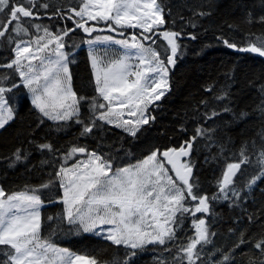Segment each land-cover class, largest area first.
I'll return each instance as SVG.
<instances>
[{
	"label": "trees",
	"instance_id": "16d2710c",
	"mask_svg": "<svg viewBox=\"0 0 264 264\" xmlns=\"http://www.w3.org/2000/svg\"><path fill=\"white\" fill-rule=\"evenodd\" d=\"M157 2L163 8L166 21L161 30L181 34L177 38L179 49L174 65L169 67L167 92L148 107L147 114L154 119L141 125L136 136L103 122H98L101 127L93 133L81 135L82 126L72 120H49L31 104L19 75L13 69L0 68V75L9 77L0 81V86L18 85L5 93L13 109V118L0 129V188L12 194L51 181V186L40 192L44 201L41 207L42 236L50 238L59 248L95 259L97 264H124L133 250L95 235L78 233L62 218L63 191L54 173L65 165L64 154L71 146H84L89 152L103 154L111 159L115 169L134 165L156 150L161 159L163 150L179 148L191 141L192 148L185 159L193 169L191 180L209 197L219 192L218 178L228 163L239 162L243 148L250 163L243 164L234 178L239 198L229 192L228 200L210 199V212L196 214L206 220L209 232L215 233L210 236L211 243L202 248L197 246L201 258L196 264H214L224 255L230 256L225 264H264V254L254 246L264 238V179L251 188L245 186L257 173L259 153L264 149V58L238 51L250 43L264 41V22L260 19L264 17V0ZM39 3H49L50 7L34 9L39 13V19L23 18L31 36L17 39L30 40L43 35V31L38 33L31 27L33 24L47 26L53 33L65 27L75 28L72 20L53 13L58 8L66 12L71 8L79 10L81 0H39ZM94 25L98 31L91 36L75 29L64 37V51L69 53L72 61L69 64L72 88L78 96L89 98L97 94L86 41L104 32L101 24ZM9 32L15 37L11 28ZM133 32L140 33L138 30ZM192 35L196 38L192 39ZM156 40L155 48L165 56V42L161 38ZM225 40L234 43L236 48H229ZM14 47L6 38H0V64L14 58ZM115 53L105 55L109 58ZM221 96L223 99H217ZM213 112L218 114L212 116ZM88 115L85 105L81 108V116L87 118ZM197 129L207 131L197 135ZM45 143L52 145L53 151L39 147ZM17 149L21 150L18 161L14 156ZM49 216L55 219L49 221ZM193 219L186 214L175 241L137 249V255L131 257L129 264H187L186 260L180 261L176 257L183 256L179 247L195 235ZM242 238L246 241L243 244L240 243ZM238 244L240 246L236 247Z\"/></svg>",
	"mask_w": 264,
	"mask_h": 264
},
{
	"label": "snow or ice",
	"instance_id": "6c2138e0",
	"mask_svg": "<svg viewBox=\"0 0 264 264\" xmlns=\"http://www.w3.org/2000/svg\"><path fill=\"white\" fill-rule=\"evenodd\" d=\"M38 6L48 9L50 4L39 3V0H0V16H3L0 20V38H6L15 45L14 58L0 64V68L13 69L19 75L23 87L31 94V104L43 117L52 121L72 120L82 126L81 135L93 133L94 129L101 127L98 122H103L136 136L141 125L154 119L147 114L148 107L165 95L169 66L174 65L179 49L177 38L181 34L161 30L166 23L161 5L157 0H81L79 10L71 8L66 12L58 8L53 13L72 20L75 28L65 27L53 33L47 26L33 24L31 27L38 33L43 31V35L27 41L17 39L31 36L23 18L39 19V13L34 12ZM260 19L264 22V17ZM88 21H103L109 31L117 32L120 36H124L122 29L142 30L124 39L98 35L87 41L89 45L112 43L128 50L123 56L107 62L90 52L97 94L91 98L78 96L73 90L69 71L72 61L69 53L64 51V37L75 29H81L89 36L98 31L95 25L87 26ZM10 28L15 37L9 32ZM160 37L170 49V54L166 52L164 58L155 47L144 43L151 41L155 44ZM191 38L196 37L192 35ZM224 43L229 48H236L234 43L227 40ZM49 50L50 54H45ZM239 50L264 57V41L250 43ZM133 59L136 61L134 64L131 63ZM6 79H9L7 75H0V81ZM16 87V83L10 87L0 86V128L13 118V109L5 93ZM85 105L89 115L82 118L81 108ZM125 111L130 119L123 118ZM217 114L213 112L211 115ZM205 131L197 129V135H203ZM39 147L53 151L48 143ZM191 148L192 142L186 141L178 149H167L160 153L163 159L158 157L156 150L135 165L114 169L111 159L103 154L89 152L84 146H71L70 151L64 154L65 163L77 153L84 154L86 159L75 162L71 168L61 165L54 173L59 186L64 189L62 218L75 226L78 232L89 233L99 229L96 234L106 232L105 239L133 250L124 261V264H129L131 257L137 255L135 250L175 241L177 230L183 224L185 215L189 214L195 218V235L179 247L183 256L176 259L196 264L201 258L197 246L202 248L211 243L210 236L215 235L209 232L206 220L196 217V214L210 212V199L228 200L229 192L239 198L234 178L243 164L250 163V159L242 148L239 162L228 163L218 178L219 192L209 197L191 180L192 166L181 160L189 155ZM14 156L17 161L20 160L21 150L17 149ZM258 164L257 173L249 178L246 187L251 188L258 180L264 179V149L259 153ZM166 165H171V168ZM169 172H173L175 177ZM51 184L50 181L38 188L12 194L0 188V257H3L0 264H97L95 259L75 255L42 236L41 207L44 201L40 192ZM47 219L53 221L55 218L49 216ZM245 242L243 238L240 241L241 244ZM254 246L264 254V238ZM229 260L230 256L224 255L214 264H225Z\"/></svg>",
	"mask_w": 264,
	"mask_h": 264
},
{
	"label": "rangeland",
	"instance_id": "374dc122",
	"mask_svg": "<svg viewBox=\"0 0 264 264\" xmlns=\"http://www.w3.org/2000/svg\"><path fill=\"white\" fill-rule=\"evenodd\" d=\"M79 19V18H78ZM85 19H87L86 17H85ZM94 24H101V26H102V29L104 30V32L102 31L101 33H99V34H96V35H93V37L92 38H90V39H93L94 37H96V36H101V37H103V36H114L115 37V39H124V38H128L131 34H129V32H133V31H136V30H138L139 32H141L142 30L141 29H131V28H128V29H122V31L124 32V35L126 36V37H122V36H120L117 32H111V31H109L108 29H107V27H106V25H105V23L103 22V21H100V22H97V21H88V24H87V26H92V25H94ZM163 28V26H161V29ZM105 32H109L108 34H105ZM155 38V37H154ZM28 40V39H27ZM27 40H25V41H27ZM89 40V39H88ZM87 40V41H88ZM87 41H86V50H87V52H88V56H89V60H90V65H91V58H90V52H92V53H95L98 57H101V58H104L105 59V61L107 62V61H111V60H113V59H117V58H119L120 56H123L128 50H126V49H123L120 45H116V44H112V43H103V44H100V43H98V44H94V45H89L88 43H87ZM146 45H150V46H152V47H155L154 45L155 44H157V40H156V43L155 44H152L151 43V41H145L144 42ZM167 48V54H169V49H168V47H166ZM157 49V48H156ZM159 51V50H158ZM109 52H111L112 54L114 53V52H116L114 55H112L111 57H109V58H107L106 57V53H109ZM45 54H50V50H49V52L48 53H45ZM42 55H44V54H42ZM161 57L162 58H164V56H162L161 55ZM25 63H26V61H25ZM34 63H38V62H36V61H34ZM131 63H136V61L133 59L132 61H131ZM91 69H92V67H91ZM92 72H93V69H92ZM168 75H169V72H168ZM168 75H167V83H168ZM94 76V75H93ZM134 78V77H133ZM20 79V78H19ZM20 82H21V80H20ZM21 84H22V82H21ZM23 85V84H22ZM167 90H168V88L167 89H165V93L167 92ZM27 92H28V89H27ZM28 96H29V99H30V102H31V94L28 92ZM101 102H103L102 100H101ZM156 102V101H155ZM154 102V103H155ZM114 103H118V102H114ZM151 105V104H150ZM149 105V106H150ZM45 118H47V117H45ZM124 119H130V117H128L127 116V112L125 111V115H124V117H123ZM48 119V118H47ZM112 125V124H111ZM114 126V125H113ZM1 129V128H0ZM159 157V156H158ZM146 158V157H145ZM86 159V156L84 155V154H79V153H77V154H75L73 157H71L70 159H68L67 160V162L65 163V167H68V168H71L72 166H73V164L75 163V162H77V161H83V160H85ZM138 163V162H137ZM137 163H135V164H137ZM134 164V165H135ZM169 175H172L170 172H169ZM62 191H63V193H64V189L62 188ZM74 228H75V230H76V227L75 226H73ZM105 227H110V226H105ZM77 231V230H76ZM78 232V231H77ZM97 232H99V229H97L96 230V232H89V233H85V234H91V235H95V236H98V237H100V238H102V239H105L104 238V236L107 234L106 232L105 233H103V234H96ZM78 233H82V234H84V232L83 231H79ZM105 240H107V239H105ZM107 241H109V240H107ZM109 242H111V241H109ZM112 243V242H111ZM71 252V251H70ZM72 253V252H71ZM74 254V253H73ZM75 255H77V254H75Z\"/></svg>",
	"mask_w": 264,
	"mask_h": 264
},
{
	"label": "water",
	"instance_id": "95a60500",
	"mask_svg": "<svg viewBox=\"0 0 264 264\" xmlns=\"http://www.w3.org/2000/svg\"><path fill=\"white\" fill-rule=\"evenodd\" d=\"M160 38L163 40V38H162V37H160ZM163 41H164V40H163ZM164 42H165V43H166V45H167V42H166V41H164ZM245 48H246V47H245ZM241 49H242V48H241ZM169 50H170V49H169ZM238 51H239V52H246V51H240V50H238ZM249 53H251V52H249ZM253 54H255V55L259 56V55H258V54H256V53H253ZM260 57H261V56H260ZM262 58H264V57H262ZM171 66H172V65H171ZM171 66H170V67H171ZM170 149H172V148H170ZM177 149H178V148H177ZM163 151H165V150H163ZM163 151H162V152H163ZM162 152H161V153H162ZM186 157H187V156H186ZM186 157H182V158H181V160L183 161V160H184ZM162 159H163V158H162ZM167 166H168L169 168H171V165H167ZM172 173H173V172H172ZM173 174H174V173H173ZM174 176H175V174H174Z\"/></svg>",
	"mask_w": 264,
	"mask_h": 264
}]
</instances>
